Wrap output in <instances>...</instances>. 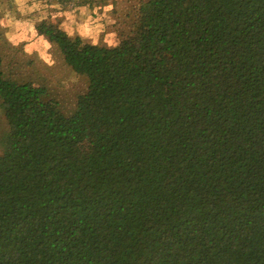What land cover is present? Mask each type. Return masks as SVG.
I'll use <instances>...</instances> for the list:
<instances>
[{
    "label": "trees",
    "instance_id": "trees-1",
    "mask_svg": "<svg viewBox=\"0 0 264 264\" xmlns=\"http://www.w3.org/2000/svg\"><path fill=\"white\" fill-rule=\"evenodd\" d=\"M37 30L87 87L65 115L0 57V264H264V0Z\"/></svg>",
    "mask_w": 264,
    "mask_h": 264
},
{
    "label": "rangeland",
    "instance_id": "rangeland-1",
    "mask_svg": "<svg viewBox=\"0 0 264 264\" xmlns=\"http://www.w3.org/2000/svg\"><path fill=\"white\" fill-rule=\"evenodd\" d=\"M74 1L64 0L63 6L70 12L78 6L80 0ZM91 1L93 6L91 9L85 7L86 16L83 22L84 26L88 25L90 28L78 30L68 20H61L57 26L68 35L72 36L74 31L75 34L79 32L86 41L111 47L118 40L120 33H126L129 30L139 2L145 0ZM101 23L102 26L105 23L111 26L110 35L103 31L104 27L99 28L98 31L93 28ZM20 29L23 35L27 36L28 42H20V37H16L17 31ZM32 34L30 26L22 28L12 26L7 29L8 40L2 38L3 41L0 43V56L3 60L4 73L18 82H29L41 88L43 99L55 101L61 112L69 115L74 109L76 97L86 91V78L69 69L58 48L43 34L40 36ZM5 130V118L0 108V140L5 134Z\"/></svg>",
    "mask_w": 264,
    "mask_h": 264
},
{
    "label": "crops",
    "instance_id": "crops-1",
    "mask_svg": "<svg viewBox=\"0 0 264 264\" xmlns=\"http://www.w3.org/2000/svg\"><path fill=\"white\" fill-rule=\"evenodd\" d=\"M63 1L64 0H0V43L3 41L2 38H5L6 41L8 40L7 29L12 26L17 28L30 26L32 28V35L34 36L41 35L37 30L39 25L51 24L57 26V24L61 23V20L71 21V24L76 26L75 28L78 30L90 28V26L86 24V26H84L83 22L86 16L85 7L91 9L93 6L91 3L92 1L80 0L78 6L70 12L63 6ZM112 2H114V0H112ZM99 26L97 24L93 28L98 31L99 28L102 29L104 27L103 31L109 35L111 34V26H109L108 23H105L103 26L101 23ZM17 32L18 35L16 37H20V42H28L27 36L23 35L21 29ZM75 35L82 37L79 32L75 34L74 31L72 36Z\"/></svg>",
    "mask_w": 264,
    "mask_h": 264
},
{
    "label": "built area",
    "instance_id": "built-area-1",
    "mask_svg": "<svg viewBox=\"0 0 264 264\" xmlns=\"http://www.w3.org/2000/svg\"><path fill=\"white\" fill-rule=\"evenodd\" d=\"M75 2V1H74Z\"/></svg>",
    "mask_w": 264,
    "mask_h": 264
}]
</instances>
